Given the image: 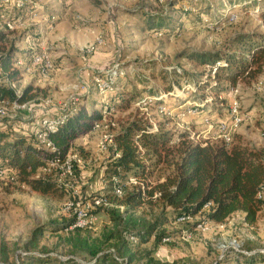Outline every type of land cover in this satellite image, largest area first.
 <instances>
[{
    "label": "rangeland",
    "instance_id": "rangeland-1",
    "mask_svg": "<svg viewBox=\"0 0 264 264\" xmlns=\"http://www.w3.org/2000/svg\"><path fill=\"white\" fill-rule=\"evenodd\" d=\"M9 1L6 9L20 10L17 0ZM33 1L40 13L30 12L29 19L14 21L11 29L1 26L10 20L2 21L0 32L10 34L8 49L14 48L19 59L31 50L39 54L45 49L53 70L31 67L30 74L19 77L21 93L29 86L34 89L35 100L29 103L35 117L30 120L29 113H10L0 118L4 129L33 136L41 120L59 116L58 109L72 98H78V106L87 110H102L119 99L123 105L118 112L106 113L115 124L110 135L138 121L148 127L151 118L161 132L207 142L213 139L204 135L205 120L215 127L231 124L237 101L240 113L251 120L232 137L254 149L264 148V70L254 81L233 88L223 79L220 83L218 73L201 60L214 55L224 58L241 36H264L260 18L264 0ZM98 41L103 45H97ZM110 75L113 90L103 93L96 80L109 81ZM84 86L89 92L83 91ZM0 87H7L2 76ZM46 100L57 109L41 112ZM160 107L172 116L161 115ZM101 135L95 133L87 142L74 144L71 153L82 164L75 165L74 179L66 180L70 186L66 196H42L23 187L12 174H0V264H25L29 258L39 262L49 258V264H93L107 255L117 264V259L123 264L128 260L131 264H248L244 254L258 252V256L264 251V213L253 226L244 222L243 214L220 225L208 222L206 215L177 224L172 210L155 203L129 216L125 209H102L95 229L69 231L70 221L63 212L68 201L114 199L109 176L117 160L113 150L105 156L98 152ZM176 161L158 165L153 158L148 162L151 172L143 179L153 188L165 183L173 177ZM59 176L58 172L38 174L39 179L56 182ZM132 177L129 173L123 182L125 195L134 192L126 185ZM165 218L169 223L157 228L143 244L138 236ZM167 238L169 243L164 242ZM95 252L97 258L91 256ZM252 264H264V260Z\"/></svg>",
    "mask_w": 264,
    "mask_h": 264
},
{
    "label": "trees",
    "instance_id": "trees-1",
    "mask_svg": "<svg viewBox=\"0 0 264 264\" xmlns=\"http://www.w3.org/2000/svg\"><path fill=\"white\" fill-rule=\"evenodd\" d=\"M23 3L24 10L3 7L0 22H17L24 18L29 19L30 12L40 13L35 1L23 0ZM26 10L27 12H24ZM260 18L264 22V10ZM10 37L9 33L0 32V69H3L9 79L17 82L23 75L22 72L11 71L21 56L17 55L14 48L8 49ZM32 39L31 41H37ZM37 55V52L31 50L21 59L25 61L26 67H31L33 58ZM201 60L213 68L219 66L217 80L221 83L220 80L223 79L229 87L235 88L240 82L254 81L264 70V36H241L235 48L229 50L224 58L214 55L203 57ZM33 93V87L29 86L20 97H16L7 87H0V101L29 103L35 100ZM122 105L119 99H114L112 104L102 107V110H87L79 105L75 110L68 111L64 114V121L49 136L56 152H48L40 147L34 135L13 133L0 126V171L12 174L23 187L42 196L68 195L67 190L60 187L56 181L37 179L39 171L51 162H64L78 140L92 134L95 125L103 121L106 113L116 114ZM234 138L229 147L222 143L204 147L192 142L188 136H177L163 131L152 133L142 121L129 125L126 130L115 136L117 151L121 155L114 164L112 175L121 171L124 176L130 173L133 178L143 179L151 172L149 163L153 158L158 161V165L176 158L175 172L165 183L156 186L152 191H146V198L141 191H134L127 194L123 200L113 199L111 202L125 207V215L128 216L138 213L146 205L160 203L165 211L174 212L175 220L180 217L196 218L204 214L205 208L210 206L206 212L208 222L220 225L236 214H243L244 222L253 226L258 215L264 213V202L257 199L264 187V148L254 149L241 139L235 141ZM137 141L145 150L143 157L137 153ZM143 161L149 162V169ZM124 176L122 183L126 180ZM155 192L162 195L158 201L152 200ZM168 223L167 218L160 220L151 226L146 234L138 236L139 239L143 244L146 243L157 228ZM161 239L163 238L159 237V240ZM98 254L95 252L91 256L97 258ZM121 256L124 257V254L121 253ZM246 259L248 264H252L256 259L264 260V256ZM50 261L49 258L41 262L29 258L24 263L49 264ZM131 262L132 260H128L126 264ZM93 264L117 262L111 255H107L95 260Z\"/></svg>",
    "mask_w": 264,
    "mask_h": 264
},
{
    "label": "built area",
    "instance_id": "built-area-1",
    "mask_svg": "<svg viewBox=\"0 0 264 264\" xmlns=\"http://www.w3.org/2000/svg\"><path fill=\"white\" fill-rule=\"evenodd\" d=\"M31 1V0H28ZM163 1V0H160ZM18 3V9H23L24 3H22L21 0H17ZM10 3L9 0H0V13L3 10V7H7ZM10 6V5H9ZM14 25L13 21H5L2 22V27H6V29H11L12 26ZM97 45L101 46L103 45L102 41H98ZM91 52V50H90ZM1 54H0V60H1ZM33 69L35 68H40L43 69L46 72H50L53 70V64L51 62V58L45 51V49L39 53L37 56L33 58L32 66ZM31 67H26L25 61L23 59H19L17 64L14 66V69L11 72L14 71H20L22 72L23 78L30 74L32 72ZM219 66L216 68H213V71L215 74L217 73V69ZM111 72L108 73V75ZM114 74V73H112ZM115 75V74H114ZM0 76L3 77L4 83L7 86L9 90H11L16 97H20L22 93L18 89V83L12 81L9 79V77L6 75V73L3 71V69H0ZM116 76V75H115ZM97 88L103 92H111L113 90V79L112 76L110 75V80L109 81H104L102 79H97ZM83 91L89 92V87L84 86ZM233 95L238 94V90L234 89L232 90ZM79 104V99H74L72 98L67 104H64L61 106V108L58 109V112L60 115L55 116V117H46L43 120H41L38 123V128L36 131L33 132L35 141L37 144L45 149L48 152H56V148L53 146L51 143L49 136L53 134L58 126L64 121V114H66L68 111L75 110ZM148 105H145V107ZM52 109H57L54 107V104L51 100H46L41 104V107L39 110L41 112H47L48 110ZM10 113H29L30 114V120H33L35 117L34 112L30 109V103H20V102H3L2 107H0V118L1 119H6ZM159 113L164 116H172L171 112L166 108V107H160L159 108ZM106 117V116H105ZM103 119V121L99 124H96L93 130V134L99 133L101 135V139L98 143L97 150L100 154L103 156L109 155L110 152L113 150L115 153V159L118 160L120 158L121 153L117 151V146L115 142V135H110L108 134V131L110 130V127H115L114 122L111 120L108 121V118L106 117ZM149 117V116H148ZM231 117L232 121L231 124H226V123H219L218 126H214L212 122L208 119L205 120V133L204 135H209L208 137H212V140L210 138L207 139V142H201L199 140V137L193 136L190 138L192 142L195 144H201L202 146L206 147L208 144H224L226 146H231L233 143V137L232 133L237 131L243 124L251 120V118L247 115H242L240 113V104L236 101L233 104L232 111H231ZM148 121V127L152 133L159 132V127L155 122L150 118L147 119ZM107 122H110L111 124L107 125ZM216 139V140H214ZM135 147L137 149V153L143 157L145 150L143 149L142 145L140 142H135ZM82 164L80 158L77 155H74L72 153L69 154L67 159L64 162H51L48 164L47 167L42 169L40 172H43L44 174H52V173H60L58 184L60 187L64 188L65 190H68L70 186L66 184V180L74 179L75 177V171L74 167L75 165H80ZM143 164L146 166V168L149 169V164L147 161H143ZM3 172L0 171V174ZM38 173V174H39ZM124 174L121 171H117L116 175H112L109 178V183L112 188V193H113V198L116 200H121L123 199L125 195V190L124 187L125 185L122 183V178ZM126 178V176H124ZM37 179L38 175H37ZM126 185L131 187L135 192L136 191H141L144 194V197L146 198V191H152L153 185L149 180L145 179H139V178H128ZM162 197L160 192H155L154 196L152 198L153 201H158ZM257 199L261 202H264V187H262L260 193L258 194ZM210 206H207L204 210V214L200 216H205L207 210L209 209ZM119 209L124 211L125 207L123 206H118L114 203L104 198H99V199H93V200H81V199H74L73 201H68L65 206L63 212L65 213L66 217L69 219V231H90L93 230L97 227L99 218H98V212L102 209ZM198 216V217H200ZM197 218V217H196ZM196 218L194 217H180L177 219V224H188L192 223ZM191 238L188 236L187 240ZM134 240V239H133ZM165 243H169L170 240H164ZM237 244V242H235ZM233 246V244H232ZM223 251L227 250L226 246L222 247ZM258 252H254L251 254H244L247 257H255ZM260 255H264V251L259 252ZM259 255V256H260ZM66 262L70 261V259H65ZM117 261L120 264H123V262L119 259Z\"/></svg>",
    "mask_w": 264,
    "mask_h": 264
},
{
    "label": "crops",
    "instance_id": "crops-1",
    "mask_svg": "<svg viewBox=\"0 0 264 264\" xmlns=\"http://www.w3.org/2000/svg\"><path fill=\"white\" fill-rule=\"evenodd\" d=\"M257 110V109H256ZM94 134L92 133V134H90V135H88L86 138H84V139H81V140H78L76 143H84V142H87L88 140H89V138L90 137H92ZM76 143H75V145H76ZM244 216V215H243Z\"/></svg>",
    "mask_w": 264,
    "mask_h": 264
}]
</instances>
